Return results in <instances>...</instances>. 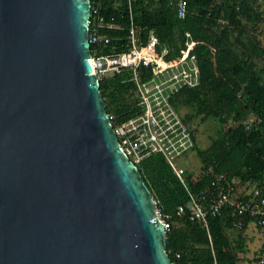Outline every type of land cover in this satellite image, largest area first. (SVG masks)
I'll return each instance as SVG.
<instances>
[{
  "label": "water",
  "instance_id": "1",
  "mask_svg": "<svg viewBox=\"0 0 264 264\" xmlns=\"http://www.w3.org/2000/svg\"><path fill=\"white\" fill-rule=\"evenodd\" d=\"M91 0H0V264H173L92 64Z\"/></svg>",
  "mask_w": 264,
  "mask_h": 264
},
{
  "label": "trees",
  "instance_id": "2",
  "mask_svg": "<svg viewBox=\"0 0 264 264\" xmlns=\"http://www.w3.org/2000/svg\"><path fill=\"white\" fill-rule=\"evenodd\" d=\"M90 31L110 36L106 52H124L131 25L141 29V40L150 33L160 40L159 53L169 60L187 47L186 33L198 44L193 49L200 68V82L175 95L176 110H187L183 118L192 132L193 151L201 160L200 175L186 172L194 192L212 187L218 175L238 181L233 197L248 201L241 188L246 184L264 189V0H188V14L177 16L175 0H91ZM98 9V14L94 10ZM104 27H99L100 19ZM113 25L110 29L107 26ZM95 46H91L94 52ZM143 80L148 70L140 68ZM132 72L124 70L100 80V91L114 126L142 113ZM250 119H261L248 127ZM214 121L217 134L211 145L197 144V127ZM150 189L157 209L167 218V253L173 264H240L246 247L244 231L256 219H238L226 209L209 219L206 227L179 216L178 207L189 196L164 157L152 154L136 165ZM236 229L238 234L230 235ZM260 229V228H259ZM261 259H259L260 261Z\"/></svg>",
  "mask_w": 264,
  "mask_h": 264
},
{
  "label": "built area",
  "instance_id": "3",
  "mask_svg": "<svg viewBox=\"0 0 264 264\" xmlns=\"http://www.w3.org/2000/svg\"><path fill=\"white\" fill-rule=\"evenodd\" d=\"M261 3L263 0H256ZM179 19L183 20L188 14V0H175ZM99 10H94L98 14ZM91 24V21H90ZM99 27H104L103 19ZM108 28H114L108 25ZM141 29L131 25L127 38V48L124 52H106L112 44L110 36L100 35L96 30L90 31V45L95 46L92 52V64L99 80L120 73L124 70L132 72L131 83L136 86L140 99L142 113L114 126L115 118L109 116L117 134L121 149L128 158L137 165L152 154H160L171 167L181 184L188 193L189 200L178 207V215H187L191 222H201L206 227L209 219L219 216L224 210L231 211L238 219L235 227L242 229L245 218H254L255 224L264 232V189L245 184L248 201L233 197L238 181L228 182L226 175H218L212 187L194 192L188 182V154L193 151L195 141L192 132L186 126L182 116L176 110L172 99L185 88H194L200 82V68L197 57L193 54L194 42L191 34L186 33L187 47L180 51L178 58L169 60L165 53H159L160 40L155 33H150L146 41L141 40ZM148 70V78L143 80L140 68ZM262 120L250 119L248 127ZM200 175L199 173L196 176ZM242 187V188H243ZM244 188V189H245ZM156 208L157 203L155 202ZM158 211L166 231L170 225L167 218ZM264 264V259L259 261Z\"/></svg>",
  "mask_w": 264,
  "mask_h": 264
},
{
  "label": "rangeland",
  "instance_id": "4",
  "mask_svg": "<svg viewBox=\"0 0 264 264\" xmlns=\"http://www.w3.org/2000/svg\"><path fill=\"white\" fill-rule=\"evenodd\" d=\"M264 29V25H263ZM264 41V35L261 37ZM188 114L187 110H181L180 115L184 118ZM197 144L200 148L206 149L212 143V138L216 136L218 126L214 121H208L206 123H200L197 127ZM187 171L196 175L201 169V160L197 156L195 151L188 154L186 159ZM241 188V193L247 190V188ZM249 190L252 191L253 187L250 186ZM249 191V192H250ZM230 235H237L238 230L233 229L229 231ZM244 237L246 240V247L244 253L241 255L242 259L240 264H259V259H264V232L257 227L255 223H251L244 231Z\"/></svg>",
  "mask_w": 264,
  "mask_h": 264
},
{
  "label": "crops",
  "instance_id": "5",
  "mask_svg": "<svg viewBox=\"0 0 264 264\" xmlns=\"http://www.w3.org/2000/svg\"><path fill=\"white\" fill-rule=\"evenodd\" d=\"M250 192H248L247 194L244 192V194H243V196H249L248 194H249Z\"/></svg>",
  "mask_w": 264,
  "mask_h": 264
}]
</instances>
